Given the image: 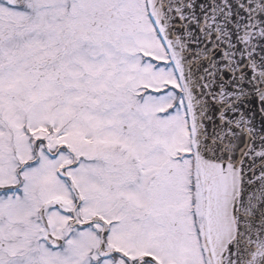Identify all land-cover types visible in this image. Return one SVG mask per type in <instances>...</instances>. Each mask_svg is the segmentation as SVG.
I'll return each mask as SVG.
<instances>
[{
  "label": "snow or ice",
  "instance_id": "snow-or-ice-1",
  "mask_svg": "<svg viewBox=\"0 0 264 264\" xmlns=\"http://www.w3.org/2000/svg\"><path fill=\"white\" fill-rule=\"evenodd\" d=\"M0 264H264V0H0Z\"/></svg>",
  "mask_w": 264,
  "mask_h": 264
}]
</instances>
